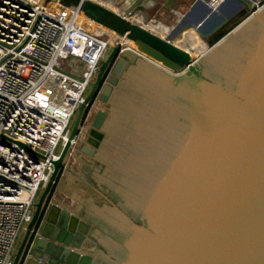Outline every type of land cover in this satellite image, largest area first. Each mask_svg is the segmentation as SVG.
<instances>
[{
	"label": "water",
	"instance_id": "95a60500",
	"mask_svg": "<svg viewBox=\"0 0 264 264\" xmlns=\"http://www.w3.org/2000/svg\"><path fill=\"white\" fill-rule=\"evenodd\" d=\"M57 1L116 36L13 264H264V3L239 0L250 13L193 59L186 42L126 17L145 0L123 15ZM198 4L190 27L201 38L232 18L205 0L190 10Z\"/></svg>",
	"mask_w": 264,
	"mask_h": 264
},
{
	"label": "built area",
	"instance_id": "2783aa9c",
	"mask_svg": "<svg viewBox=\"0 0 264 264\" xmlns=\"http://www.w3.org/2000/svg\"><path fill=\"white\" fill-rule=\"evenodd\" d=\"M94 1L123 15L135 0L116 8ZM251 1L254 10L264 3ZM134 11L126 17L152 30ZM79 16L92 22L79 7L57 0H0V264H13L18 236L106 53L107 41L86 30ZM109 32L113 45L116 34Z\"/></svg>",
	"mask_w": 264,
	"mask_h": 264
},
{
	"label": "crops",
	"instance_id": "0c3cea01",
	"mask_svg": "<svg viewBox=\"0 0 264 264\" xmlns=\"http://www.w3.org/2000/svg\"><path fill=\"white\" fill-rule=\"evenodd\" d=\"M109 1H110L109 5L111 7L116 8V7L127 6L124 0H109ZM209 1L210 0H205V2L208 4ZM245 1L249 3V0H245ZM193 2L194 0H145L135 8V10L138 7L141 8V15L136 14L135 16L134 15L133 16L139 19L140 21H142V23H144L145 25L158 28L161 32L171 37L170 39H174L173 41H176L177 44L182 45L181 43H179L182 41L181 40L182 34L191 31L190 25L205 10L202 4H198L193 10H190ZM215 7L216 9L219 8L222 14L232 15V18L229 20V22L235 19L240 14H242L244 10L246 12H248L249 10L248 5L243 4L240 6L239 0H221L215 4ZM151 10H154L153 12L156 13L155 17H153V15L150 14ZM61 175L62 173L60 174V176L57 177V180L55 182L56 187L59 183ZM44 186L40 189L37 199L40 196ZM23 235H24V230L22 231L20 240L16 245V250Z\"/></svg>",
	"mask_w": 264,
	"mask_h": 264
},
{
	"label": "rangeland",
	"instance_id": "374dc122",
	"mask_svg": "<svg viewBox=\"0 0 264 264\" xmlns=\"http://www.w3.org/2000/svg\"><path fill=\"white\" fill-rule=\"evenodd\" d=\"M42 1H43V2H47V0H42ZM153 11H154V10H151V11H150V12H151L150 14H152L153 17H155V16H156V13L153 12ZM82 12H83L84 15H87L86 12H85V10H82ZM249 13H250L249 10H248V12H246V11L244 10L242 14H240L239 16H237L234 20L230 21L229 24H227V25L224 27V30L230 28V27L232 26L233 22H237V21L243 19V18H244L245 16H247ZM133 14H134V16H135L136 14L141 15V8L138 7V8L133 12ZM136 17H137V16H136ZM78 21H79V19H78ZM79 22L82 23V25L84 26V28H85L86 30H88V31H90V32H92V33L97 34L99 37H101V38H103L104 40L107 41L108 46H107L106 53H105L103 59L106 58V57L108 56V54L110 53L111 49H112V44L109 43V39H110V40L113 39V35H114V34H112L111 32H109L108 29H105V28H103V27H100V26H98V25L95 24V23L88 22V20L85 19V18H83V16H82V18H81V20H80ZM90 24H91V25H90ZM186 34H187V32L184 34V36H183V34H182V36L185 37ZM164 35H166V34H164ZM166 36H167V35H166ZM198 37H199V35H198ZM169 38H171V37H169ZM199 38L203 41V43L205 42V43H204L205 46H209V45H210V44L208 43V40H207L206 38H201V37H199ZM171 40H174V39H171ZM192 55H193V56H192L193 59L199 57V56H198V53H197V54L194 53V54H192ZM95 75H96V74H95ZM94 78H95V76L93 77V79H94ZM89 87H90V86H88V88H87L86 94H87L88 91H89ZM77 112H78V110H76L75 113H74V114L72 115V117H71L70 124H69L70 127L72 126L73 122H74L75 119H76ZM59 150H60V145L57 147V152H58ZM40 189H41V188H40ZM21 233H22V231L20 232V234H19V236H18V239H17V241H16V245H17V243H18L19 240H20ZM14 254H15V253H14Z\"/></svg>",
	"mask_w": 264,
	"mask_h": 264
},
{
	"label": "bare ground",
	"instance_id": "6f19581e",
	"mask_svg": "<svg viewBox=\"0 0 264 264\" xmlns=\"http://www.w3.org/2000/svg\"><path fill=\"white\" fill-rule=\"evenodd\" d=\"M211 2H212V0H210ZM215 2H213V6H215ZM81 18H82V16H79V21L81 20ZM89 22V21H88ZM91 23H93V22H91ZM91 25V24H90ZM149 26V25H148ZM152 30L154 31V32H156L155 30H156V28H154V27H152ZM191 31H189L186 35H185V37H183L184 36V34H183V38L181 39L182 41L181 42H179V43H181V44H183V46L185 47V42L188 44V47L186 46L185 47V49L186 50H189V48L191 49H193L192 50V54H202V53H204L205 52V50L204 49H207L206 47H205V45H204V43H203V41L198 37V34H197V32L195 31V29H193V28H191L190 29ZM159 33V35H163L164 36V33L163 32H161V31H159L158 32ZM163 33V34H162ZM184 41V42H183ZM120 42H124V43H126V44H128L132 49H134V50H136V47H135V45H134V43H133V41H131V40H129V39H127V38H120ZM174 43H176V41H174ZM177 44V43H176Z\"/></svg>",
	"mask_w": 264,
	"mask_h": 264
},
{
	"label": "flooded vegetation",
	"instance_id": "af4514ba",
	"mask_svg": "<svg viewBox=\"0 0 264 264\" xmlns=\"http://www.w3.org/2000/svg\"><path fill=\"white\" fill-rule=\"evenodd\" d=\"M234 20V19H233ZM240 21V20H239ZM239 21H237V22H233V24H237ZM229 24V23H228ZM227 25V24H226ZM225 25V26H226ZM224 26V27H225ZM224 27H222L221 29H223ZM95 79V78H94ZM93 79V80H94ZM92 80V81H93ZM90 86V85H89ZM90 88H91V86L89 87V90H90ZM99 89V88H98ZM98 91V90H97ZM97 91L94 93V95H93V97L90 99V101H89V103L85 106V109H84V111H83V115H82V118H81V123H80V128H81V130H82V134H83V132H84V130H87V119H89V117L91 116V115H93V113H94V111L96 110V108L98 107V101L96 100V95H97ZM94 102H96V103H94ZM101 106V105H100ZM85 118H87L86 119V121L84 122V120H85ZM83 143V141H82V135L78 138V141H77V146L80 148V146H81V144ZM95 161H97V159L95 160ZM97 165L95 164L94 165V168L93 169H98L97 167H96Z\"/></svg>",
	"mask_w": 264,
	"mask_h": 264
},
{
	"label": "trees",
	"instance_id": "16d2710c",
	"mask_svg": "<svg viewBox=\"0 0 264 264\" xmlns=\"http://www.w3.org/2000/svg\"><path fill=\"white\" fill-rule=\"evenodd\" d=\"M236 24V23H235ZM235 24H232L231 27H233ZM230 27V28H231ZM230 28L224 30L223 29H220L218 30L215 34H213L211 37H209L207 40H208V43L211 45L212 43H214L216 40H218L223 34H225Z\"/></svg>",
	"mask_w": 264,
	"mask_h": 264
}]
</instances>
